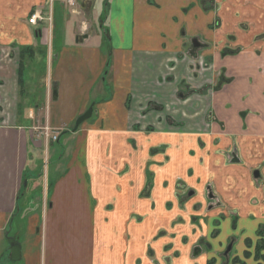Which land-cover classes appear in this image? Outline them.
<instances>
[{
    "label": "crops",
    "instance_id": "0c3cea01",
    "mask_svg": "<svg viewBox=\"0 0 264 264\" xmlns=\"http://www.w3.org/2000/svg\"><path fill=\"white\" fill-rule=\"evenodd\" d=\"M66 1L0 0V264H151L162 199H177L160 187L144 195L147 154L157 147L169 153L157 179L183 177L207 210L199 264H264L256 254L264 232V0H102L115 102L91 98L108 63L99 34L96 41L67 34L51 46L45 23L29 22L35 9L51 6L63 22ZM88 105L95 119L74 131ZM39 128L46 139L36 141ZM51 133L60 137L49 147ZM56 143L71 147L64 171L51 163L50 172L27 176L33 152L47 148L50 156ZM170 218L162 226L172 228ZM9 236L21 245L19 261ZM153 248L161 264H194L187 247L175 258L171 235Z\"/></svg>",
    "mask_w": 264,
    "mask_h": 264
},
{
    "label": "rangeland",
    "instance_id": "374dc122",
    "mask_svg": "<svg viewBox=\"0 0 264 264\" xmlns=\"http://www.w3.org/2000/svg\"><path fill=\"white\" fill-rule=\"evenodd\" d=\"M83 1L84 0H76L74 5H70V3H68V0H67L66 3L63 4V13H64L63 22H61L60 20L58 21L59 17H57L56 15L53 16L52 21L46 20L44 22L45 23L44 26L48 28V31H47L48 45L50 44L52 46V43L50 42V40H52L53 38H55V42L57 41V43H60L61 39H62V42H64L66 40L67 34L72 35V33H80L81 39L84 36L83 34H92L94 41H96L97 36L98 34L99 35L101 34V31H103V33L104 32L107 33L106 29L108 28V24H106V27H105L106 29H103V30L99 26L104 21L106 14H108L106 13V11H104V4L102 3V0L101 1L100 0H91V1L89 0L86 3L85 7H82ZM52 8L53 7L51 6V8L48 7L45 10L46 17H50L51 10L53 11ZM99 37L102 39V43H101L102 48L108 55L107 57L108 63L106 64L105 69H102L100 71L101 74H100L99 80L97 82V85H94V87L96 86L97 88L98 85H100L101 87V85L103 84L102 78L106 77V84H107L106 89L107 90L105 89L100 90V87L97 88L96 91L92 92L91 90V98H96L95 100H97L98 102L102 99L111 98V100L113 99L112 101L115 102L118 97V94H116L117 88L114 83L115 75H114V71L112 70V66H111L113 64L114 57L108 51L109 44L106 41L105 35L102 34ZM90 40L91 39L88 40L90 42L89 44H93L92 43L93 40L91 41ZM55 47H56V44H55ZM24 54L25 53H23V55ZM43 54H44V51H43ZM49 54H50L49 56L50 58L45 60V64L47 65L46 73L48 75V78H49V75L51 77V73H52L51 70L53 69V66L55 65V62H56V49L54 48V51L52 52V54L51 52ZM99 61H100L99 59L95 60L94 62L95 69L92 71H96L98 73V69L96 68V65L99 63ZM27 62H28V65H27V69L25 72V76H28L27 75L28 67H31L32 65V62L31 60H29V58H27ZM37 77L38 76H36V79ZM93 77H94V73L91 76V79ZM48 78H46L47 81H48ZM43 82H44L43 83V90H44L45 83H46L45 79L43 80ZM24 87L25 85L23 86V88ZM36 88H38V85L35 86V89ZM30 89H31V85H30V88H28L29 92L28 91L26 92V90H24L26 92L25 93L26 95L24 94L23 103H25L26 96L30 95L31 93ZM115 94L116 96L114 97ZM34 95L35 97L37 96L36 94L33 93L32 96ZM95 100H92L91 103L93 104ZM96 106H98L101 110H105L106 108L104 102H100L96 104ZM90 107L91 106L88 105L87 110ZM94 117L95 116L87 119L86 121H84V123L87 121H92L93 119H95ZM43 124H45V122H42L41 125ZM53 136L60 137V134L51 133V136L49 138V147L52 146L51 144L56 142ZM44 138H45V133H43L40 128L34 131V139L36 141L37 139L44 140ZM36 144L38 145L40 144V142H37ZM54 147H55V150L54 148L50 149V156L48 155V151H45L47 149L45 147H44L45 149L40 148L41 152H33L34 161L30 160V162L27 165V172H26L27 176L32 173L40 174L41 176L44 173L50 172L52 170L51 163H53L55 167L54 169L57 172L64 171L65 166L71 156V152H70L71 147L67 145L66 147H68V150H65V151H64L65 148L63 149V151H60L61 148L58 143H56ZM58 163H61L60 167L58 166ZM168 164H169V153H168V148L166 147L152 148L151 151L147 154V163H146V175L147 176H146V185L144 188V195L146 196V198L151 199L152 198L151 191L158 187H160L161 190L165 191L164 193H167L169 190L173 191L177 198L176 205L174 202L175 200L174 201L168 200L169 199L168 197H164L162 199V200L166 199L165 201L166 211H162V213L156 217V220L159 222L158 224V222L156 221L157 222L156 229L154 227H151V228H154L157 232L153 238V241L155 240L154 242H156L158 240H164L165 238L171 235L172 238L178 239V250H177L175 258H178V260L181 259L183 256L182 250L184 247H187L190 250L191 259L194 262V264H199V261H200L199 255H201V252L206 251L207 249L206 244L208 243L206 239L208 237L207 235L205 236V227H204V225L207 224V219H208L207 210H204V212H202L201 203L196 199V196H195L197 189L189 185L187 181L183 179V177L182 178L177 177L176 179H172L171 181L168 179H165V180L157 179V174H159V171H165L166 169H168V166H167ZM187 175L189 177L193 175V172L191 169L187 172ZM30 185H31V180H30ZM38 187H40V185ZM28 195L30 196V194ZM29 196L26 195L25 197L21 199L20 201L21 206L25 203V200ZM175 206H176L177 211L172 213V216H171V212H173V207ZM169 218L172 219V228H166L162 226V224H164L162 222H164L165 220ZM143 219H144L143 216H139L138 220L142 222ZM147 228L149 229V227ZM175 229H176V232L175 231L172 232ZM212 236L215 237L216 232H213ZM153 241H152V244L148 245V249H147L148 250L147 254L149 256V262L151 264H158V263L161 264L160 263L161 260L159 261L155 258L156 251L153 248L154 246ZM169 247H171V244L170 245L169 243L166 244L164 247V251L168 252ZM173 260H174L173 258L171 259L164 258L163 264H172ZM10 263L15 264L17 262H10ZM207 264H215V262L213 260H208Z\"/></svg>",
    "mask_w": 264,
    "mask_h": 264
},
{
    "label": "water",
    "instance_id": "95a60500",
    "mask_svg": "<svg viewBox=\"0 0 264 264\" xmlns=\"http://www.w3.org/2000/svg\"><path fill=\"white\" fill-rule=\"evenodd\" d=\"M85 38L88 37V34L84 35ZM193 44L195 47L200 46V43L197 39L193 40ZM56 97V95H55ZM93 115V106H91L83 115L77 118L75 126L73 128L74 131H76L79 126L86 121L87 119L91 118ZM8 242L11 248V259L13 261H19L22 258V248L20 243L16 241V239L12 236L8 237Z\"/></svg>",
    "mask_w": 264,
    "mask_h": 264
},
{
    "label": "built area",
    "instance_id": "2783aa9c",
    "mask_svg": "<svg viewBox=\"0 0 264 264\" xmlns=\"http://www.w3.org/2000/svg\"><path fill=\"white\" fill-rule=\"evenodd\" d=\"M76 2V0H68V3H70V5H74ZM45 10L42 8H37L34 10V12L32 13V15L29 18V22L31 24L34 25H38L40 23H44L46 20H50L52 21L53 15H52V10L50 13V17H46L45 16ZM54 139L58 138L57 136H53Z\"/></svg>",
    "mask_w": 264,
    "mask_h": 264
},
{
    "label": "flooded vegetation",
    "instance_id": "af4514ba",
    "mask_svg": "<svg viewBox=\"0 0 264 264\" xmlns=\"http://www.w3.org/2000/svg\"><path fill=\"white\" fill-rule=\"evenodd\" d=\"M199 43H200V42H199ZM207 197H208L210 200H213V199H214V194L212 193L211 190H209V191L207 192ZM260 231H261L262 233H264V232H263V229H260ZM258 233H259V232H258ZM261 239H264V237L262 236V234H260L259 241H260ZM259 241H258V244H257V247H256V254L262 258V256H264V253H263L264 249H260V250L258 249ZM246 243H247V247H251V240H250V239H247V240H246ZM230 251H231V245H228V246L225 248L224 253L226 254L227 252L229 253ZM246 254L248 255L249 252L246 251ZM262 259H263V258H262Z\"/></svg>",
    "mask_w": 264,
    "mask_h": 264
},
{
    "label": "trees",
    "instance_id": "16d2710c",
    "mask_svg": "<svg viewBox=\"0 0 264 264\" xmlns=\"http://www.w3.org/2000/svg\"><path fill=\"white\" fill-rule=\"evenodd\" d=\"M259 234H262V232L259 231ZM258 249H259V250H260V249H264V239H261V240L259 241ZM257 257H260V256L257 255ZM262 258L264 259V256H262Z\"/></svg>",
    "mask_w": 264,
    "mask_h": 264
}]
</instances>
